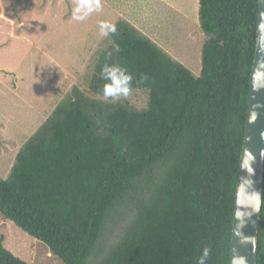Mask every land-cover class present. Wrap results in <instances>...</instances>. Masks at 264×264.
I'll return each mask as SVG.
<instances>
[{
    "label": "trees",
    "instance_id": "16d2710c",
    "mask_svg": "<svg viewBox=\"0 0 264 264\" xmlns=\"http://www.w3.org/2000/svg\"><path fill=\"white\" fill-rule=\"evenodd\" d=\"M257 13L258 0H198L206 35L199 75L119 18L90 87L102 95L105 62L126 66L132 90L147 96L145 109L74 87L0 177V217L63 264H90L128 197L126 228L96 264H197L204 247L207 264H229ZM2 241L0 264H27ZM256 264H264V204Z\"/></svg>",
    "mask_w": 264,
    "mask_h": 264
},
{
    "label": "rangeland",
    "instance_id": "374dc122",
    "mask_svg": "<svg viewBox=\"0 0 264 264\" xmlns=\"http://www.w3.org/2000/svg\"><path fill=\"white\" fill-rule=\"evenodd\" d=\"M102 11L85 21L72 19L74 0H0V177L6 178L19 149L74 87L105 101L91 89L102 49L112 41L99 35L101 20L126 19L194 75L201 70L206 35L199 27L198 0H102ZM147 96L132 90L126 102L145 109ZM101 118H96L103 133ZM124 202V203H123ZM128 197L111 214L90 264L119 241L131 217ZM132 208V206H131ZM0 237L27 264H63L41 242L0 217Z\"/></svg>",
    "mask_w": 264,
    "mask_h": 264
},
{
    "label": "water",
    "instance_id": "95a60500",
    "mask_svg": "<svg viewBox=\"0 0 264 264\" xmlns=\"http://www.w3.org/2000/svg\"><path fill=\"white\" fill-rule=\"evenodd\" d=\"M264 0H258L257 27L253 62L249 76V87L247 94V110L244 126L243 141L240 152L238 178L235 188L234 211L231 232V248L229 264H233L234 259L243 257L247 264H256L258 231L262 212L253 213L250 217H245V224L238 227L239 222L235 218V212L239 205L238 192L243 180L248 176L246 170L241 165L248 153L254 157L251 167L254 173L249 177L253 181L252 188L263 195V173H264V87L257 90V74L259 73L260 83H264ZM255 117V119H253ZM251 191L252 189H248ZM250 211V209H242ZM239 231L244 237H251L254 243H242L241 237L237 236Z\"/></svg>",
    "mask_w": 264,
    "mask_h": 264
},
{
    "label": "clouds",
    "instance_id": "9594fccd",
    "mask_svg": "<svg viewBox=\"0 0 264 264\" xmlns=\"http://www.w3.org/2000/svg\"><path fill=\"white\" fill-rule=\"evenodd\" d=\"M102 8V0H74V7L71 10L72 19L83 22L93 13L101 12ZM98 29L101 37H109L110 35H115L117 32L116 24L108 20H101L98 23ZM115 50L119 51V48L116 47ZM109 55H111V53H109ZM100 78L104 81L101 93L105 101L116 103L122 97L127 98L132 92L134 78L133 74L126 66L105 62L101 67ZM256 87L257 90L259 87H264V83H260L259 73L257 74ZM253 119H255V117H253ZM253 161L254 157L251 153H248L241 165L248 173V176L243 180L238 192L239 198L237 204L239 207L235 212V218L239 222V228L244 226L245 217H250L253 213L260 211L261 205L264 204V195L252 188L253 181L249 178L254 173V169L251 167ZM248 189L252 190L249 191ZM245 208L250 209V211L242 210ZM236 234L241 237L242 243H254L251 237H244L239 231H237ZM209 257L210 249L204 247L197 259V264H207ZM233 264H247V262L245 258L237 257L234 259Z\"/></svg>",
    "mask_w": 264,
    "mask_h": 264
}]
</instances>
